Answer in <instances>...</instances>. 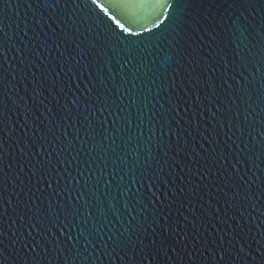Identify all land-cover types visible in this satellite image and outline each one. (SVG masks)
<instances>
[{
  "label": "water",
  "instance_id": "water-1",
  "mask_svg": "<svg viewBox=\"0 0 264 264\" xmlns=\"http://www.w3.org/2000/svg\"><path fill=\"white\" fill-rule=\"evenodd\" d=\"M0 264H264V0H0Z\"/></svg>",
  "mask_w": 264,
  "mask_h": 264
}]
</instances>
